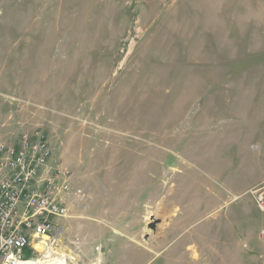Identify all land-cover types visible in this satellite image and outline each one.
Listing matches in <instances>:
<instances>
[{
	"label": "rangeland",
	"instance_id": "rangeland-1",
	"mask_svg": "<svg viewBox=\"0 0 264 264\" xmlns=\"http://www.w3.org/2000/svg\"><path fill=\"white\" fill-rule=\"evenodd\" d=\"M21 134L84 192L33 261L262 264L238 225L261 221L264 0H0V139Z\"/></svg>",
	"mask_w": 264,
	"mask_h": 264
},
{
	"label": "built area",
	"instance_id": "built-area-1",
	"mask_svg": "<svg viewBox=\"0 0 264 264\" xmlns=\"http://www.w3.org/2000/svg\"><path fill=\"white\" fill-rule=\"evenodd\" d=\"M51 155L48 141L38 134H21L13 142L0 139V264L35 260L30 241L43 245L53 221L68 216L67 201L84 196L80 188L72 187L67 170L49 168ZM249 194L264 216V183ZM259 238L264 264V227ZM26 252L30 258H25Z\"/></svg>",
	"mask_w": 264,
	"mask_h": 264
},
{
	"label": "crops",
	"instance_id": "crops-1",
	"mask_svg": "<svg viewBox=\"0 0 264 264\" xmlns=\"http://www.w3.org/2000/svg\"><path fill=\"white\" fill-rule=\"evenodd\" d=\"M261 139L264 140V137L262 136ZM262 155H264V143H263V148H262ZM262 183H264V167H263V175H262V177H260V178H258L256 180H253L250 184H248L245 187L244 192L241 195L246 194L249 190L253 189L254 187H256V186H258V185H260ZM238 197L239 196H233V199L229 202V204H231L232 202L236 201L238 199ZM243 211L245 213L244 208H243ZM260 215H261V221H260V226H259L258 230L250 231L248 228L245 227L246 225L249 224L247 216L244 217V224L242 226H241V224H239L238 227H239L240 233H242V234L244 233V237L245 238H247V235H251L252 233H253V237L256 236L255 237L256 242L254 243V245H255L254 247H258V244H260L261 246L259 245L258 248L260 250V253L263 254V243H262L261 239L259 238V231L261 230L262 226L264 225V216L261 213H260ZM228 221L229 222L225 223L226 224V229L228 228V230L232 232L233 231L232 226H235V225H234L233 222H230V220H228ZM255 232H256V234L254 235ZM232 244L234 245V247H237V245H235L234 243H232ZM248 244H249L250 249H251L250 241H249ZM230 245H231V243H230ZM240 245L241 244H239V248L241 247ZM243 248H244V250H243L244 254L247 255V252L245 250V249H247V245L246 246L244 245ZM248 251H249V247H248ZM228 253L231 254V252H228ZM239 253H240V251H239Z\"/></svg>",
	"mask_w": 264,
	"mask_h": 264
},
{
	"label": "bare ground",
	"instance_id": "bare-ground-1",
	"mask_svg": "<svg viewBox=\"0 0 264 264\" xmlns=\"http://www.w3.org/2000/svg\"><path fill=\"white\" fill-rule=\"evenodd\" d=\"M49 264H64L63 262H58L55 260H51L50 262H48ZM27 264H42L41 262H36V261H29ZM47 264V262L45 263Z\"/></svg>",
	"mask_w": 264,
	"mask_h": 264
},
{
	"label": "trees",
	"instance_id": "trees-1",
	"mask_svg": "<svg viewBox=\"0 0 264 264\" xmlns=\"http://www.w3.org/2000/svg\"><path fill=\"white\" fill-rule=\"evenodd\" d=\"M30 256H31V255L29 254V252H26V253H25V258H30Z\"/></svg>",
	"mask_w": 264,
	"mask_h": 264
}]
</instances>
